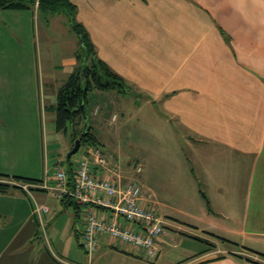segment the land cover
Masks as SVG:
<instances>
[{"label": "crops", "instance_id": "crops-1", "mask_svg": "<svg viewBox=\"0 0 264 264\" xmlns=\"http://www.w3.org/2000/svg\"><path fill=\"white\" fill-rule=\"evenodd\" d=\"M72 2L76 21L87 29L97 56L131 89L103 96L115 106L124 105L114 110L128 113L125 122L117 114L110 118V103L105 107L109 111L103 113L98 105L93 115L112 126L119 119L118 132L131 124L140 136L166 144L154 153V160L141 157V171L137 164L120 165L98 146L108 167L94 172L104 178L119 177L122 184L138 183L142 204L164 218L168 231L160 237L153 258L101 236L88 264H103L105 255L161 264L165 245L178 241L193 249L174 264H262L231 254L264 255V0ZM32 9L42 15L47 28L53 19L66 17L44 16L38 6ZM24 10H0V15ZM61 21L64 34L77 36L67 17ZM9 39L0 29V174L55 186V175L47 177L46 165L43 176L31 167V153L37 148L40 111L55 116L52 107L58 91L79 66V38L71 45L70 58L51 65L49 76L37 73L28 51L14 48ZM84 126L83 122L77 127ZM62 159L59 155L56 165L68 170L69 162L66 159L64 165ZM160 170L167 177L164 202L154 195L156 202L148 191L154 188L145 187ZM45 195L36 191L33 199L21 188L0 193V264H77L48 250L42 239L34 208L35 202L47 205ZM216 243L228 250L224 257L210 255Z\"/></svg>", "mask_w": 264, "mask_h": 264}, {"label": "rangeland", "instance_id": "rangeland-1", "mask_svg": "<svg viewBox=\"0 0 264 264\" xmlns=\"http://www.w3.org/2000/svg\"><path fill=\"white\" fill-rule=\"evenodd\" d=\"M42 14L46 16L45 13ZM62 19L63 22L66 21V17L53 19L47 28L43 22L42 15L33 11L32 8L24 11H2V15H0V29L3 30L4 35H7L11 39L10 43L14 48H24L29 52L26 53L30 57V64H34V70H37V73L42 71V73H46L47 76H49L50 69L52 67L51 65H54L55 62L62 63L64 59L70 58L69 55L71 53V45L74 46L75 42L78 44L77 36L64 34V25L61 21ZM49 80L50 79L48 77L45 82H49ZM105 93L107 92L98 90H93L90 93L87 114L89 120L88 123L89 125H92L96 135L101 138L102 143L99 145L108 155H112L114 157V161L119 162L120 165H123L126 168L127 166L131 167L133 164H137L141 168V166L144 165V162L141 159L142 156L145 158L148 157L150 160H154V153L161 151L162 146L165 148L166 144L158 142L156 138L140 136V132L136 133V129L134 130L131 124L128 125V127L123 126V128L120 129V132H118L119 119L117 124H114V126H112L111 122L108 121L106 123L98 121L97 117L93 115L92 110L94 107L99 105L103 108V113L107 112L109 110L105 109V107L109 103L111 104L110 106H112V110L109 111L110 118L117 114L118 116L120 115V122H123L128 116V113L122 114L118 111L123 109L124 105H122V103L118 102V106H115V104H112L111 98L103 97L110 96L107 94H111V91L107 94ZM96 94L98 96H96ZM39 119L40 122L36 128L35 138L37 148L36 150L33 148L31 153V167L34 168L36 172H40V176H43V167L45 168L46 165L48 171L47 177H53L57 172L58 166H63L61 164H58V166L56 165L59 155L63 158V164L66 165L65 161L67 159V155L74 147L76 141L72 142L71 136L64 135L56 131L55 116H52V114L48 111L45 114L40 111ZM135 119L136 118L134 116L132 124L135 123ZM84 123L86 122L84 121ZM148 133H150V129L148 130ZM45 135L46 140L44 143ZM43 146H46L45 152H43ZM84 147L85 146L83 145L80 150L73 155V162L80 160ZM154 173V176H150L153 180L152 182L150 181L151 185H149L148 182L145 187L147 189H149L150 186L151 188H154V191L148 190L153 199L154 195L156 197L159 195L161 202L167 201L168 199L166 197L168 192L166 191L167 184L165 183V180L167 177L165 175V171H154ZM143 174L141 176H143ZM2 180L4 183L12 186L19 185V188L26 185L25 182H19L11 178H0V182ZM31 184L33 186L31 187L33 196L29 193L27 194L31 198L35 199L34 193L36 191L45 192L46 203L50 208V212L52 210L51 213L49 212V214H47V220L42 219L44 216L43 214L41 216L38 215L41 224L40 233L42 239L46 241L48 250L54 252L55 254L57 253L60 257L68 259L70 262L88 264L90 253L85 251L81 246L83 241V227L87 218L86 207H82L80 212L77 214L74 207H63V205L59 202L62 200L56 199L51 192H47L42 188L34 189L35 185L39 184L41 187L43 184ZM156 197L154 199L155 201ZM36 203L37 202H35V207ZM39 205L47 206L45 204ZM100 214H103V212H100ZM76 230L79 232V235H76ZM219 246L221 245L217 243L215 246L213 245V249L215 247L216 250L210 254L211 256L219 257L227 253L228 250H224ZM189 248L192 247L184 241L168 242L165 245V253L162 257V260L164 261H162L161 264H174L176 261L178 262L187 258ZM237 254L248 257L255 262H262V264H264L263 260L257 258V256L253 254L246 255L245 252ZM103 264L137 263L134 261H128L126 258L118 255H105L103 257Z\"/></svg>", "mask_w": 264, "mask_h": 264}, {"label": "built area", "instance_id": "built-area-1", "mask_svg": "<svg viewBox=\"0 0 264 264\" xmlns=\"http://www.w3.org/2000/svg\"><path fill=\"white\" fill-rule=\"evenodd\" d=\"M107 167L105 154L99 148H88L76 162L72 184L67 169L58 166L55 174L57 185L51 186L45 181L41 187L35 185L34 189L42 188L51 192L58 200L71 196L86 207L82 244L88 253L95 252L99 247V238L106 235L113 241L127 243L143 251L149 258L155 257L159 252V239L168 231L164 218L142 204V188L138 183L122 184L119 177L104 178L94 172L95 168L106 170ZM25 184L20 188L33 196L32 184ZM49 212L48 206L36 203L34 213L37 216Z\"/></svg>", "mask_w": 264, "mask_h": 264}, {"label": "trees", "instance_id": "trees-1", "mask_svg": "<svg viewBox=\"0 0 264 264\" xmlns=\"http://www.w3.org/2000/svg\"><path fill=\"white\" fill-rule=\"evenodd\" d=\"M37 2L39 3L38 8L48 16L56 14L66 16L69 20L68 25L71 31L79 38V48L77 52L79 66L59 89L57 103L52 107V110H54L55 113L56 131L64 135L69 134L72 138V142L79 139L81 146L84 145L88 146V148H99L98 136L93 131L92 126H89L86 122L82 129H78L77 127L88 118L87 114L90 93L93 90L102 92L117 90L121 93H126L130 92L131 89L121 76L111 70V68H109L108 65L97 56L95 46L87 29L81 23L76 21V5L72 2V0H0V10L31 9L36 6ZM86 66L88 67V72L83 75V70ZM98 111L99 109L96 110V113ZM73 165L74 163L70 161L68 163L69 168L67 170L71 184L75 179V170L73 169ZM0 178L10 179L9 176L2 174H0ZM11 179L26 183L41 182L22 177H15ZM11 188L19 187L0 182V193L7 192ZM61 203L65 208L74 207L77 214L80 212L82 207H84L78 204L71 196H65ZM216 237L221 242L238 246V244L231 242L230 240L218 236ZM81 246L85 250L83 244H81ZM231 255L238 259L244 258L242 255L237 253H233ZM253 255L264 261V255ZM219 257L224 256L222 255ZM251 261L254 260L251 259Z\"/></svg>", "mask_w": 264, "mask_h": 264}, {"label": "water", "instance_id": "water-1", "mask_svg": "<svg viewBox=\"0 0 264 264\" xmlns=\"http://www.w3.org/2000/svg\"><path fill=\"white\" fill-rule=\"evenodd\" d=\"M87 72H88V67L86 66L83 70V75H85ZM80 146H81V142L78 139L76 140L74 147L71 149V151L67 155V162L71 161L72 156L75 155L79 151Z\"/></svg>", "mask_w": 264, "mask_h": 264}]
</instances>
